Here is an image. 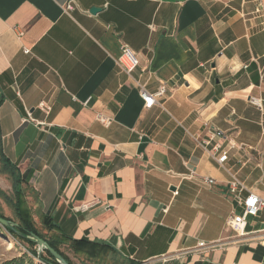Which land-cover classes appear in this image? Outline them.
I'll use <instances>...</instances> for the list:
<instances>
[{
  "label": "crops",
  "instance_id": "obj_1",
  "mask_svg": "<svg viewBox=\"0 0 264 264\" xmlns=\"http://www.w3.org/2000/svg\"><path fill=\"white\" fill-rule=\"evenodd\" d=\"M68 1L0 0V189L11 166L35 218L126 262L264 264V207L227 223L264 199V0Z\"/></svg>",
  "mask_w": 264,
  "mask_h": 264
},
{
  "label": "trees",
  "instance_id": "obj_2",
  "mask_svg": "<svg viewBox=\"0 0 264 264\" xmlns=\"http://www.w3.org/2000/svg\"><path fill=\"white\" fill-rule=\"evenodd\" d=\"M2 160L5 164H7L6 158L2 156ZM9 174L11 176L12 181V195L8 196L0 189V196L7 202H12L14 207V213L17 219V231H12L7 229L5 231L9 232L10 235L17 238L19 241L26 243L27 250L33 255L34 258L37 259L39 264H60L58 263L54 257L47 251L43 250L40 254L37 253L36 249L33 247L36 246L35 242L28 239L26 236L34 233L39 237L43 238L55 251H57L68 264H75L69 256L64 252V248H68L74 253H82L88 259H97L102 253L106 251H111L115 253L114 249L106 244H101L98 242L83 240V239H75L70 236H66L65 234L59 232L57 230V226H55L51 221L49 216H43L42 218V227L46 229L49 234H43L36 228V223L33 220L32 212L26 205L25 199L23 197L21 182L17 171L10 166ZM1 217L7 218L3 214L0 213ZM16 222V221H14ZM19 233L23 234L20 235ZM1 264H33L32 258H30L27 254L23 253L18 257H14L8 260L3 261ZM129 264H135L134 262H129Z\"/></svg>",
  "mask_w": 264,
  "mask_h": 264
},
{
  "label": "built area",
  "instance_id": "obj_3",
  "mask_svg": "<svg viewBox=\"0 0 264 264\" xmlns=\"http://www.w3.org/2000/svg\"><path fill=\"white\" fill-rule=\"evenodd\" d=\"M73 0H69L64 7V10L70 11L73 9ZM28 52V50H25ZM116 64L120 67L121 70H123L126 73L132 72L138 65H139V58L133 52L127 45L122 44L120 48V54L115 58ZM165 93V85L160 84L157 90L153 93H150L146 91L143 87V85H140L139 87V94L143 100V106L145 108H150L154 104L157 103V99L161 97ZM250 102L253 104H258V99L255 97L250 96L249 97ZM39 107L43 109H47V106L41 102L39 104ZM30 115V114H29ZM99 119L105 123L108 124L110 122V118H101L99 116ZM26 121V119H24ZM218 137H222V133L220 130L216 128H212L211 130H208V137L206 139H203L200 141L203 148L207 147L211 139ZM232 145V144H231ZM220 147L218 143H214L212 145L211 149L216 150ZM227 159V151L223 150L220 155L216 158V161L218 164H222ZM195 175V173L192 171L190 172V176ZM204 180L207 183H214V180L210 177H205ZM228 189L231 193H237V191L241 190L243 188L241 182H239L236 178H233L228 182ZM173 195L177 194V190L172 191ZM238 203L242 207V211L240 214L233 215L228 217L227 223L228 225L233 228L234 230L243 233L246 225H247V219L248 217H256L260 211L261 208L264 207V199L260 198L258 195L253 193L252 191H248V194L246 197L239 199ZM199 245H203V242H200Z\"/></svg>",
  "mask_w": 264,
  "mask_h": 264
},
{
  "label": "rangeland",
  "instance_id": "obj_4",
  "mask_svg": "<svg viewBox=\"0 0 264 264\" xmlns=\"http://www.w3.org/2000/svg\"><path fill=\"white\" fill-rule=\"evenodd\" d=\"M9 194L10 196L12 195V193ZM0 213L8 217L10 220L17 222L12 202L5 201L1 196ZM42 218V216H38L36 218L33 216V220L36 223V228L43 234H49L46 229L42 227ZM33 248L37 251V245ZM63 250L75 264H129V262L121 260L120 258L115 256V253L111 251L102 253L97 259H88L84 254L74 253L66 247ZM23 253L32 258L33 264H39L37 262V259L34 258L33 255L27 250L26 243L19 241L17 238L10 235L9 232L5 231V229L0 226V264L5 260L18 257Z\"/></svg>",
  "mask_w": 264,
  "mask_h": 264
},
{
  "label": "water",
  "instance_id": "obj_5",
  "mask_svg": "<svg viewBox=\"0 0 264 264\" xmlns=\"http://www.w3.org/2000/svg\"><path fill=\"white\" fill-rule=\"evenodd\" d=\"M99 10V8L97 7H92L90 9L91 13L97 12ZM0 226L2 228H4L5 230L10 229L12 231L15 232H19L17 231V226L18 223L14 222L10 219L4 218L0 216ZM20 235L23 236V234L19 233ZM28 239L32 240L33 242H35V244L37 245V253L40 254L43 250H47L53 257L54 259L60 263V264H68L66 262V260L57 252L55 251L43 238L39 237L38 235L32 233L29 236H26Z\"/></svg>",
  "mask_w": 264,
  "mask_h": 264
}]
</instances>
